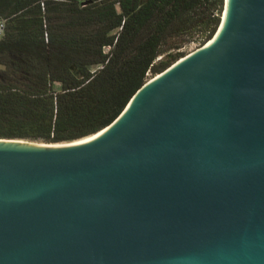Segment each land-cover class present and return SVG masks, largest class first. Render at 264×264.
I'll use <instances>...</instances> for the list:
<instances>
[{"label": "water", "instance_id": "water-1", "mask_svg": "<svg viewBox=\"0 0 264 264\" xmlns=\"http://www.w3.org/2000/svg\"><path fill=\"white\" fill-rule=\"evenodd\" d=\"M42 144L0 138V264H264V0H225L107 128Z\"/></svg>", "mask_w": 264, "mask_h": 264}, {"label": "trees", "instance_id": "trees-1", "mask_svg": "<svg viewBox=\"0 0 264 264\" xmlns=\"http://www.w3.org/2000/svg\"><path fill=\"white\" fill-rule=\"evenodd\" d=\"M225 0H0V138L98 133L153 76L217 32Z\"/></svg>", "mask_w": 264, "mask_h": 264}, {"label": "rangeland", "instance_id": "rangeland-1", "mask_svg": "<svg viewBox=\"0 0 264 264\" xmlns=\"http://www.w3.org/2000/svg\"><path fill=\"white\" fill-rule=\"evenodd\" d=\"M199 47H200L199 44H197V43H191V44H187V45L183 48V50H185V52H186L187 54H189V53L193 52L194 50H196V49L199 48ZM152 77H153V74L150 73V75H149V79H151ZM34 142H38V141H34ZM38 143H43V142H38Z\"/></svg>", "mask_w": 264, "mask_h": 264}, {"label": "built area", "instance_id": "built-area-1", "mask_svg": "<svg viewBox=\"0 0 264 264\" xmlns=\"http://www.w3.org/2000/svg\"><path fill=\"white\" fill-rule=\"evenodd\" d=\"M7 20L0 16V39L4 36L6 30Z\"/></svg>", "mask_w": 264, "mask_h": 264}, {"label": "bare ground", "instance_id": "bare-ground-1", "mask_svg": "<svg viewBox=\"0 0 264 264\" xmlns=\"http://www.w3.org/2000/svg\"><path fill=\"white\" fill-rule=\"evenodd\" d=\"M99 134H101V133H99ZM98 134V135H99ZM97 136V135H96ZM91 138H93V137H89V138H87V139H85V140H88V139H91ZM85 140H82V141H85ZM82 141H80V142H82ZM65 143H57V144H42V146H58V145H64ZM66 145V144H65Z\"/></svg>", "mask_w": 264, "mask_h": 264}]
</instances>
